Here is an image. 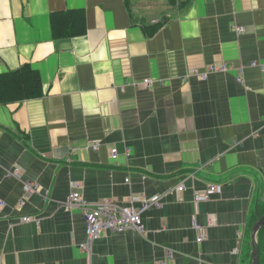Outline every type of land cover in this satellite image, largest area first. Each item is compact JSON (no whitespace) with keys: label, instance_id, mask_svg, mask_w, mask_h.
<instances>
[{"label":"crops","instance_id":"0c3cea01","mask_svg":"<svg viewBox=\"0 0 264 264\" xmlns=\"http://www.w3.org/2000/svg\"><path fill=\"white\" fill-rule=\"evenodd\" d=\"M184 1L149 15L135 0H0V73L29 63L44 90L0 103V264H159L168 252L171 264H252L264 0ZM69 9L84 11L86 31L55 38L52 15ZM214 62L227 69L188 75ZM26 180L40 187L29 197ZM210 183L219 190L196 201ZM74 190L91 204L162 205L143 212L145 236L107 231L89 252L83 211L66 208ZM257 243L264 264V225Z\"/></svg>","mask_w":264,"mask_h":264},{"label":"built area","instance_id":"2783aa9c","mask_svg":"<svg viewBox=\"0 0 264 264\" xmlns=\"http://www.w3.org/2000/svg\"><path fill=\"white\" fill-rule=\"evenodd\" d=\"M155 21V20H154ZM239 29V28H238ZM245 29L240 28V31ZM226 64L214 63L206 67L205 69L194 68L188 71V75L196 76L200 79H206L210 73L216 71L226 70ZM154 80L151 78H145L139 85L151 86ZM112 157L118 156V149H112ZM20 172L19 169L13 171V176H17ZM40 189L39 185L35 181L26 180L24 181V192L29 197L33 193L38 192ZM185 189L184 181L178 186V190L183 191ZM219 190V185L207 184L203 190L195 192L196 201H203L210 199L213 194ZM130 203L124 204L112 199H104L102 201L91 204L84 199L78 190L71 192L70 196L66 201V208L73 209L79 208L83 211L86 220V233L87 240L82 244V248L91 252L95 241L104 232H124L131 230L142 236L146 235V226L143 221L142 214L144 211L151 209L152 207H160L162 205V196L154 195L152 197L143 200L141 206H136L135 202L138 201L137 195H133L130 199ZM3 204L2 201H0ZM30 216H24L23 220H31ZM195 228L199 231L198 240L203 241L205 239V233L202 226L195 224ZM174 260L172 252H168L164 260L159 264H171Z\"/></svg>","mask_w":264,"mask_h":264},{"label":"trees","instance_id":"16d2710c","mask_svg":"<svg viewBox=\"0 0 264 264\" xmlns=\"http://www.w3.org/2000/svg\"><path fill=\"white\" fill-rule=\"evenodd\" d=\"M184 3V0H170L171 5ZM130 2V0H126ZM53 36L55 38L72 37L84 34L86 31L85 13L81 9H69L52 15ZM161 21L154 23L158 28ZM44 93L40 73L29 63L15 70L0 73V103L23 101L42 96ZM258 215H264V205L258 206ZM260 214V215H259ZM253 222V224L255 223ZM252 224V226H253Z\"/></svg>","mask_w":264,"mask_h":264},{"label":"rangeland","instance_id":"374dc122","mask_svg":"<svg viewBox=\"0 0 264 264\" xmlns=\"http://www.w3.org/2000/svg\"><path fill=\"white\" fill-rule=\"evenodd\" d=\"M135 2L137 5V11L139 13L142 14L147 13L149 15H158L159 12H163L165 8L169 9L171 6L170 0H135ZM240 28L241 27H239L238 29L239 33H243L246 31V29L240 31ZM214 63H218V62H214ZM163 260L159 261V263H161Z\"/></svg>","mask_w":264,"mask_h":264},{"label":"water","instance_id":"95a60500","mask_svg":"<svg viewBox=\"0 0 264 264\" xmlns=\"http://www.w3.org/2000/svg\"><path fill=\"white\" fill-rule=\"evenodd\" d=\"M263 225H264V215L259 216L257 221L253 224L251 228L252 264H260V253H259V246L257 243V233Z\"/></svg>","mask_w":264,"mask_h":264}]
</instances>
